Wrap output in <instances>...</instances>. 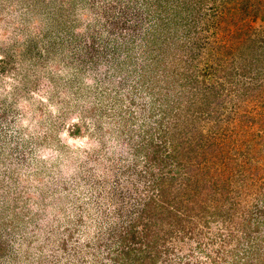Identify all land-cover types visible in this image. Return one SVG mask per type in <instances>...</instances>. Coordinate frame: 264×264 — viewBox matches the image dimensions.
<instances>
[{"label": "rangeland", "instance_id": "374dc122", "mask_svg": "<svg viewBox=\"0 0 264 264\" xmlns=\"http://www.w3.org/2000/svg\"><path fill=\"white\" fill-rule=\"evenodd\" d=\"M228 1L0 0V264H122L174 147L216 156L229 187L203 209L194 199L180 230L174 213L156 216L128 249L149 264H264V88L250 89L264 80V0ZM215 5L233 25L232 48L218 49L233 87L217 108L197 92L176 115L179 91L202 86L188 73Z\"/></svg>", "mask_w": 264, "mask_h": 264}, {"label": "trees", "instance_id": "16d2710c", "mask_svg": "<svg viewBox=\"0 0 264 264\" xmlns=\"http://www.w3.org/2000/svg\"><path fill=\"white\" fill-rule=\"evenodd\" d=\"M222 2L225 3V9H227L228 6L231 4V2L228 0L227 1L222 0ZM220 6L221 5H215V7H213L215 9L212 12L213 14L208 15L206 17L204 14L202 15L205 26L211 27V30H210V33L206 36L207 38L206 41L203 43L202 46L199 47L200 50L198 54L196 56L193 54L191 55V60L195 59V63L191 64L192 68H191V71L188 73V75L193 74L192 75L193 84L195 85L202 84V86L197 87L194 90H191V88H188L189 87L188 86V87H185L184 90L179 91L180 92L179 94L181 95L182 98L176 103L175 107L177 108L174 111L176 115L183 114V112L191 109L192 106L195 107L196 105L201 103L192 98V96H194L197 92L200 93V96L203 97L204 101L208 104L209 108L210 107L212 109H214L215 107L217 108L218 105L221 104V101L222 100L224 101L223 97L227 96L229 94L228 92L233 87L231 83V78H229L231 76V70L227 69L224 63L221 61V59L218 58V55L220 54V51H218V49H220L221 51H224V50L229 51L232 48L230 47L231 46L230 43H232V40H233V37H232L233 36L232 35L233 25L224 23L223 21L224 18L222 19V21H219L220 18L217 15L219 10L217 9ZM213 22H216V27L215 26L212 27L213 25L209 26L210 23L212 24ZM218 36H221V38H219ZM212 41L215 43L213 44ZM251 41L254 43V40L251 39ZM213 58H215L214 64L210 62V60H213ZM254 58L256 61L255 64H261V61L264 58V52L259 55H256ZM199 64L203 65V70H201L200 67L197 68V65ZM257 75H258V78L257 76L256 78L257 80L260 79V83L259 85H257L256 83H253L250 89L255 90V86L264 88V80L262 78L263 76L260 77V75H262V72H257ZM199 76L208 77L215 85L209 84L206 82H203L204 84L199 83V80H198ZM213 78L215 79L213 80ZM225 80H226V84H225ZM190 83L191 81H189V79H187L186 77L184 80L183 86L190 85ZM217 86H218V89H217ZM221 88L226 90L227 94L222 93V90H220ZM253 94L254 93L251 91L250 95H248L247 97L249 96L253 97ZM197 110L198 108L194 109L195 112ZM180 132L184 134L187 131L184 129V130H180ZM73 133L78 134V131L76 130ZM184 140L186 139L184 138L180 142H183ZM180 144L181 143H179L178 145ZM208 147L210 146L209 145L205 146V148L207 149ZM173 151L175 152V155H173L174 171H172L171 169L169 173H161V172H159L158 174L153 173L150 177L151 178L150 188L155 189V195H154L155 199H153V197H151L150 195L147 197L146 200H144V203L142 204L140 213H139L140 214L139 216L141 218L139 217L140 221H138L140 225L138 232H136L137 229H135V227L138 228V225L137 224L131 225L132 233L128 235L129 239L126 238V236L121 237L122 241H125L126 239H128L126 243H124V247L122 246L119 249L120 253H117L118 257H116L118 259H121L122 264H149L150 256H148V254L143 251V248L136 247L137 252L136 250H134L136 253H133L131 249H128L129 247L128 243L133 242L135 244H139L142 241L143 242L142 245H143L144 238L146 237L145 233L148 231V228L151 225H154L156 221H158L156 219V216H159V218H161L163 214L167 215V213L168 214L174 213L173 215L175 216V220L173 221V226L178 227V229L180 230L189 224V222H183V221L188 216V212L190 210L192 211L189 214L194 212L195 206L193 205L195 204V201H196L194 199H196L198 196L201 199V196L202 197L204 196L201 200L203 201V204H202L203 206L200 207L201 209H203L205 207L207 196H210V194L214 195L213 199L216 200L217 198V196H215L216 190L219 188V191H221L222 194H224L223 192L226 191L225 188L229 187V186L226 187V185L228 184L227 182L228 180H226L225 177L220 178L219 175L217 176L214 173H212L210 169L214 164H216V156L200 155L196 157L197 148H192L191 150L190 149L187 150V149H182L180 147H174ZM182 155H183V158L187 159V161H192L190 159H193L191 164L180 163V161L182 160L181 158ZM220 183H225L224 189L222 188ZM172 189L173 191H171ZM204 192H206L205 193L206 196L204 195ZM230 194L232 193L230 192ZM247 195L248 194L246 190L242 189L241 187L240 190L235 191L234 194H232L230 201L235 199L234 202L235 204L236 202H238L237 203L238 206L239 204L247 205L246 204ZM154 200L158 201L159 203L152 205L154 203L153 202ZM239 201H242V203ZM186 202H188L187 204L190 203L188 207H187ZM166 203H169V205L167 206L169 207V209L164 208L163 205L166 206ZM209 206H211L213 210L215 209V205H209ZM184 208L187 214L181 215L180 209H184ZM174 210L177 213H179V215H177L176 212H173ZM261 221H263V219ZM261 221L259 225L258 224L255 225L256 229L257 227L259 228L261 224L264 225ZM136 233H138V235L141 234V236L138 237ZM152 263L154 264V261H152Z\"/></svg>", "mask_w": 264, "mask_h": 264}]
</instances>
